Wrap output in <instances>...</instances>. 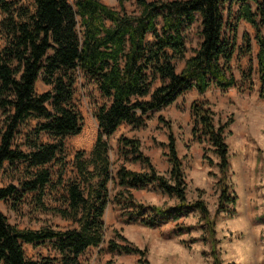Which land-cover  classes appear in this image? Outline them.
<instances>
[{"label":"trees","instance_id":"1","mask_svg":"<svg viewBox=\"0 0 264 264\" xmlns=\"http://www.w3.org/2000/svg\"><path fill=\"white\" fill-rule=\"evenodd\" d=\"M117 1L116 8L101 0H30V5L0 0V180L6 181L0 201L20 216L49 214L68 223L20 229L0 211V264H81L88 248L105 242L104 213L110 203L126 222L151 228L197 210L208 237L214 235L204 202L187 201L170 123L162 143L167 175L155 169L136 136H118L115 154L122 162L114 169L111 138L121 125L145 126L151 113L193 89L199 95L211 87H237L244 93L253 88L256 75L258 98L264 101V0H135L131 11L125 0ZM241 23L252 32L240 33ZM193 25L196 46L188 49ZM244 56L254 65L239 70L238 82L233 60ZM79 80L99 94L93 110L97 134L88 152L77 150L69 159L66 139L83 124L74 103ZM38 81L49 89L37 92ZM190 117L192 137L207 143L218 158L215 213L233 215L237 194L226 180L230 123L216 124L204 98L191 102ZM124 162L144 169H129ZM149 186L177 203L138 201L133 190ZM114 232L118 240L107 242L109 251L143 254ZM45 242L52 256L26 257L23 243Z\"/></svg>","mask_w":264,"mask_h":264},{"label":"rangeland","instance_id":"2","mask_svg":"<svg viewBox=\"0 0 264 264\" xmlns=\"http://www.w3.org/2000/svg\"><path fill=\"white\" fill-rule=\"evenodd\" d=\"M30 5V0H16ZM108 6L116 7L117 0H101ZM126 9L135 8V0H125ZM2 15L0 12V19ZM196 25L190 29L188 49L196 46ZM252 32L247 23H241L239 32ZM4 40L0 34V48ZM253 51L256 46L253 45ZM254 59L249 56L235 58L233 67L240 82L239 70L246 69ZM253 88L241 93L237 87L222 91L211 87L202 95L196 90L182 94L171 105L150 114L145 126L133 129L121 125L112 136L113 151L110 154L115 169L122 160L115 154L116 139L120 135L136 136L140 139L143 152L150 157L155 169L167 175L169 165L166 160L168 126L176 138V148L182 160L186 176L187 201L200 199L206 205L210 218L214 220V235L208 237L205 225L197 210L181 215L175 221H168L159 227L151 228L136 222H126L119 215L114 204H108L104 213L106 225L105 242L99 247H91L80 256L81 264H106L111 260L115 264H264V101L258 98L257 76L253 75ZM49 87L38 81L37 92ZM204 98L214 111L216 124L229 122L226 142L229 149V170L226 173L228 184L237 194L235 213L216 215V203L219 192L217 180L221 177L217 168L218 158L207 143L199 142L191 135L192 120L190 104L194 99ZM99 94L92 85L76 86L74 103L82 116L81 131L66 139L69 159L77 150L88 152L96 138L97 123L93 115L94 105ZM164 119V120H162ZM212 159V164L207 158ZM132 170L144 168L138 162H124ZM2 177L0 186L5 184ZM135 198L143 203L155 205H174L175 197H169L153 186L133 190ZM0 211L7 220L20 229H37L44 222L64 228L66 221L57 216L40 214L28 218L14 213L9 203L0 201ZM114 231L126 238L127 242L140 248L143 254H125L107 249V242L116 239ZM25 255L29 259H40L53 255L47 242L41 244L23 243Z\"/></svg>","mask_w":264,"mask_h":264},{"label":"crops","instance_id":"3","mask_svg":"<svg viewBox=\"0 0 264 264\" xmlns=\"http://www.w3.org/2000/svg\"><path fill=\"white\" fill-rule=\"evenodd\" d=\"M152 228H155V227H152Z\"/></svg>","mask_w":264,"mask_h":264}]
</instances>
